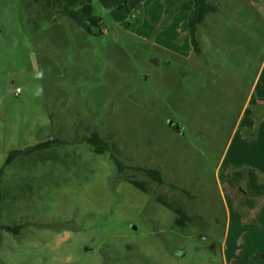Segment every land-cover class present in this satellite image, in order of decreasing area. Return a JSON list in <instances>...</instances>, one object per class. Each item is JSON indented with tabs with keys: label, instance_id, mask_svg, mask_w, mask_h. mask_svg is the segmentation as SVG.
<instances>
[{
	"label": "rangeland",
	"instance_id": "rangeland-1",
	"mask_svg": "<svg viewBox=\"0 0 264 264\" xmlns=\"http://www.w3.org/2000/svg\"><path fill=\"white\" fill-rule=\"evenodd\" d=\"M208 2L218 13L185 60L131 29L129 0H92V34L38 4L0 0V225L21 226L1 233V264L223 263L215 179L264 59V0ZM93 134L102 154L87 144ZM157 198L191 221L176 226Z\"/></svg>",
	"mask_w": 264,
	"mask_h": 264
},
{
	"label": "crops",
	"instance_id": "crops-1",
	"mask_svg": "<svg viewBox=\"0 0 264 264\" xmlns=\"http://www.w3.org/2000/svg\"><path fill=\"white\" fill-rule=\"evenodd\" d=\"M183 1L129 0L134 13L131 29L188 60L193 51L187 13L174 11ZM180 39L182 43L175 45ZM247 95L218 165L221 169L227 161L224 173L215 179L225 214L222 264H264V59Z\"/></svg>",
	"mask_w": 264,
	"mask_h": 264
},
{
	"label": "trees",
	"instance_id": "trees-1",
	"mask_svg": "<svg viewBox=\"0 0 264 264\" xmlns=\"http://www.w3.org/2000/svg\"><path fill=\"white\" fill-rule=\"evenodd\" d=\"M29 2L40 5L42 8L49 11L52 15L58 17H65L71 20L77 27L84 30L85 32L92 34V29L100 28L101 19L94 15L92 0H27ZM124 4L127 0H123ZM175 12H179L186 15V27L188 30L189 43L192 51L195 55L200 54L199 43L197 39V27L202 25L205 17L208 14L214 13L216 8L208 2V0H184L175 7ZM52 142L47 141L38 143L33 146L26 147L22 150H15L10 153L9 157L5 162V166L12 162L15 158L21 156H29L33 153L40 152L48 149ZM87 144L91 147L92 151L96 154H102L106 150V145L101 141L98 135L93 134L88 139ZM116 165H119L116 159H113ZM147 175L151 177L155 182L162 184L163 180L161 175L153 170H147ZM3 173V168L0 169V178ZM128 183L133 185L135 188L146 192L142 184L135 180H127ZM1 192H0V203H1ZM157 202L162 206L169 208L175 214V225L178 227H184L186 222L191 221L190 217L184 212L183 208H175L172 204L165 202L161 198H157ZM21 230V226H1L0 225V242L1 233L7 231L13 235H18ZM1 264V263H0Z\"/></svg>",
	"mask_w": 264,
	"mask_h": 264
},
{
	"label": "built area",
	"instance_id": "built-area-1",
	"mask_svg": "<svg viewBox=\"0 0 264 264\" xmlns=\"http://www.w3.org/2000/svg\"><path fill=\"white\" fill-rule=\"evenodd\" d=\"M19 93H20L19 90H16V91H15V95H18Z\"/></svg>",
	"mask_w": 264,
	"mask_h": 264
}]
</instances>
